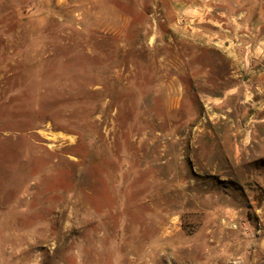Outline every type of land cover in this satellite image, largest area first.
<instances>
[{
	"label": "rangeland",
	"instance_id": "rangeland-1",
	"mask_svg": "<svg viewBox=\"0 0 264 264\" xmlns=\"http://www.w3.org/2000/svg\"><path fill=\"white\" fill-rule=\"evenodd\" d=\"M185 3L0 0V264L260 262L264 0Z\"/></svg>",
	"mask_w": 264,
	"mask_h": 264
},
{
	"label": "crops",
	"instance_id": "crops-1",
	"mask_svg": "<svg viewBox=\"0 0 264 264\" xmlns=\"http://www.w3.org/2000/svg\"><path fill=\"white\" fill-rule=\"evenodd\" d=\"M203 1H207V0H203ZM178 2H184V4H186L185 0H178ZM204 6L205 5L199 4L198 7H195L196 8L195 10H187V7L184 6L181 9V12L184 11L189 16L195 17V19H198V17L203 19L204 13H205ZM262 242L264 243L263 239L261 240V238L259 239L255 238L253 240H244V241L236 240V241H232V244H233L232 246H235V244L240 246L241 248L240 253H243L245 258L246 259L248 258L249 261L251 260L253 261L255 260L254 256L256 255L258 248L262 244ZM259 259H260V262L258 264H263L262 262L264 261V252H262ZM253 264H254V261H253Z\"/></svg>",
	"mask_w": 264,
	"mask_h": 264
},
{
	"label": "built area",
	"instance_id": "built-area-1",
	"mask_svg": "<svg viewBox=\"0 0 264 264\" xmlns=\"http://www.w3.org/2000/svg\"><path fill=\"white\" fill-rule=\"evenodd\" d=\"M234 264H241V259H237L233 262Z\"/></svg>",
	"mask_w": 264,
	"mask_h": 264
}]
</instances>
